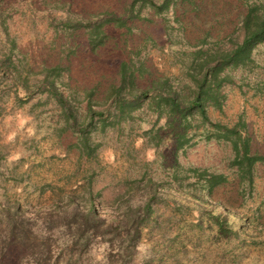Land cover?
Wrapping results in <instances>:
<instances>
[{
    "label": "rangeland",
    "instance_id": "374dc122",
    "mask_svg": "<svg viewBox=\"0 0 264 264\" xmlns=\"http://www.w3.org/2000/svg\"><path fill=\"white\" fill-rule=\"evenodd\" d=\"M128 1L0 0V219L4 211L16 212L18 220L30 219V232L49 237L48 256L37 260L6 236L0 264H264V163L254 165L251 184H240L229 164L230 145L206 139V127L193 122L190 141L176 148L166 119L149 110L147 100L115 116L113 87L128 54L159 74L179 72L172 52L180 46L169 45L161 18L144 10L149 20L135 19L130 32L104 26L106 37L94 51L87 28L63 25L67 19L96 22L105 10L121 13ZM239 10L237 0H204L196 17L182 15L178 22L169 13L171 43L200 38L207 29L209 41L223 38ZM251 56L248 66L226 69L232 83L221 88L222 107L207 114L223 124L243 120L252 151L263 154L264 46ZM46 75L85 121L79 128L86 142L47 95ZM89 108L98 113L92 122L85 119ZM194 170L225 180L209 188ZM89 199L108 222L133 217L150 199L148 217L137 212L147 220L133 249V231L93 236L85 245L51 224L40 229L43 210ZM38 250L41 245L35 255Z\"/></svg>",
    "mask_w": 264,
    "mask_h": 264
},
{
    "label": "trees",
    "instance_id": "16d2710c",
    "mask_svg": "<svg viewBox=\"0 0 264 264\" xmlns=\"http://www.w3.org/2000/svg\"><path fill=\"white\" fill-rule=\"evenodd\" d=\"M204 0H129L123 7L121 13L114 10H105L96 15V22L90 20L82 22L67 19L63 22L64 27L76 29L84 26L88 30V44L92 51L98 43H102L104 26L113 29L132 30V23L135 19L149 20L148 15H141L146 10L153 17H160L169 45H179L172 55L174 64L178 68L177 75L159 74L151 69L143 59L134 60L130 54L126 56L117 68L118 84L114 89L113 107L117 113L115 116L121 118L132 109L140 106L143 100L148 101V109L166 119V124L174 133L176 148L183 147L190 141V132L193 129V122L206 127V139H214L217 142H227L230 145L233 157L229 162L235 169V174L240 184L252 183L253 167L257 163H264V153L253 152L251 139L247 133L243 120L238 119L232 124H223L213 121L207 114V109L212 107L220 110L224 101V94L221 91L223 85L232 83V78L226 73L229 67L243 68L252 62V52L258 46H264V2L237 0L239 3V14L234 23L233 30L229 31L223 38L216 36V39L209 41L211 29L198 33L200 38L176 41L171 43V33L174 28L168 25L167 14L174 15V19L181 21L182 15L192 13L197 16L199 4ZM180 15H177V12ZM182 23H180L181 29ZM100 37H103L102 39ZM227 38V42H222ZM140 49H137L136 56ZM55 69V68H52ZM49 75L44 76L41 83L47 89L50 96L60 107L62 116L68 126L78 132L81 140L86 142L83 136V128H79L85 121L79 122L77 112L71 106L67 97L55 87L53 80L48 81ZM139 79L145 81L142 86L137 83ZM97 112H87L85 119L89 122L94 120ZM190 135V136H188ZM198 179L204 178L209 188H212L225 180L223 174L210 173L207 170L197 171ZM74 208H65L61 211L54 209L43 210L39 213L42 225L41 230L47 231L51 224L56 229L67 231L73 237L72 242L76 244L79 239L84 240L87 245L90 237H100L122 229L126 232L133 231L131 249L134 248V241L139 237L140 223H145L147 218H139L137 212H144L147 217L152 211L150 199L144 203V208L134 211L136 217H126L119 220L114 217L110 222L100 220L96 213L95 204L92 199L80 205L70 201ZM82 206V207H81ZM4 217L0 219V247L5 243L6 236L11 238V243L18 242L38 260L48 256L49 238L44 234H33L30 232V219L15 217V213L3 212ZM51 228V227H48ZM35 239L40 242H36ZM41 245L43 250H38L35 255L34 247Z\"/></svg>",
    "mask_w": 264,
    "mask_h": 264
}]
</instances>
